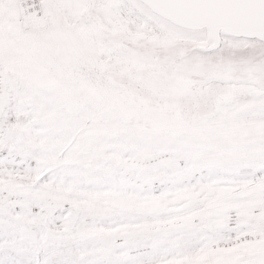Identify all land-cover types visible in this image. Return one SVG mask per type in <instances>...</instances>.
Returning a JSON list of instances; mask_svg holds the SVG:
<instances>
[{
	"label": "snow or ice",
	"instance_id": "1",
	"mask_svg": "<svg viewBox=\"0 0 264 264\" xmlns=\"http://www.w3.org/2000/svg\"><path fill=\"white\" fill-rule=\"evenodd\" d=\"M0 264H264V0H0Z\"/></svg>",
	"mask_w": 264,
	"mask_h": 264
}]
</instances>
